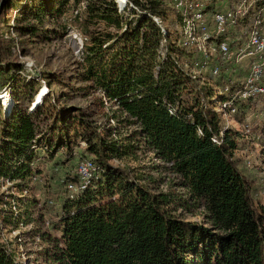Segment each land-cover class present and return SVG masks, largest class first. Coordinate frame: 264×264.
Here are the masks:
<instances>
[{
	"label": "trees",
	"instance_id": "16d2710c",
	"mask_svg": "<svg viewBox=\"0 0 264 264\" xmlns=\"http://www.w3.org/2000/svg\"><path fill=\"white\" fill-rule=\"evenodd\" d=\"M83 1L84 10L74 16L85 38L77 79L86 84L78 88L100 93L104 110L106 97L110 114L98 122L81 108H63L50 89L34 105L38 80L20 75L22 63L0 61V182L13 189L0 192V229L28 225L19 201L24 196L17 195L38 179V159L62 148L71 152L77 143L100 170L87 188L72 192L82 155L72 180L61 178L66 199L59 207H41L47 223L35 235L45 245L41 264H264V201L237 153L252 134L264 142V115L254 124L247 118L259 117L256 101H237L232 125H226L219 109L228 94L222 89L239 87L226 77L208 76L215 85L192 77L185 65L192 54L178 43L179 14L166 0H127L123 9L116 0L74 4ZM70 3L5 0L0 22L4 9L16 6L23 34L62 37L65 26L58 22ZM153 16L164 22L166 34ZM4 93L11 99L8 110ZM140 151L178 175L186 192H154L147 175L110 163ZM179 207L202 209L209 224L176 215ZM18 253L13 240L0 239V264H26Z\"/></svg>",
	"mask_w": 264,
	"mask_h": 264
},
{
	"label": "rangeland",
	"instance_id": "374dc122",
	"mask_svg": "<svg viewBox=\"0 0 264 264\" xmlns=\"http://www.w3.org/2000/svg\"><path fill=\"white\" fill-rule=\"evenodd\" d=\"M14 4H19V0H14ZM70 4L72 6L58 22L61 26H65L63 36L53 35L47 39L42 37L31 38L29 35L23 34L17 28L19 22L17 19L18 8L14 6L4 9L0 22V61L4 63L20 62L23 64L20 75L24 78L32 77L38 80L35 88L39 91L35 100L39 99L43 88H46L44 96L50 89L52 90L51 96L56 99L59 106L63 108H81L93 120L106 122V114H110L109 105L106 103L107 98L102 97L106 107L104 110L100 108L98 101V98H101L100 93L91 92V94H87L84 90L78 88L86 84L79 82L77 79V75L81 71L80 62L83 60L85 38L79 21H76L74 16L79 11L84 10L86 2L83 1L81 4L75 5L74 0H71ZM44 74H52L49 79L51 83L48 79L43 78ZM6 105L8 110L10 102L9 104L6 102ZM257 108V112L262 110V105ZM251 114L247 116L251 124L261 121L262 116L251 117ZM52 121V119H49L46 122L48 128ZM234 126L242 131L243 127L246 130L245 126L235 122ZM246 132L248 131L246 130ZM262 140L257 138L255 134L246 137V140L239 144L237 153L240 158L241 170L255 181L256 195L264 201V142ZM76 144L74 143V149L71 152H66V149L62 148L54 156L50 154L38 159L36 165V168L40 171L38 179L29 183L30 191L23 194L18 193L17 195L24 196L19 201L20 208L25 210L27 214L28 225L24 226L21 222L20 228L15 231H12L11 227L0 229V239L3 241L13 240L18 247L17 257L26 264H41L43 262L39 252L45 245L38 239V236H35L38 227L47 229V223H43L41 218L43 212L41 207L45 210L48 209L47 204L48 207L49 205L59 207L61 202L68 196L61 178L69 177L72 180L76 174L78 159L82 155L89 158L93 157L84 152V145ZM110 163L122 168L130 166L134 168L133 174L140 175L142 173L147 175L148 179L145 183L154 192H175L177 194L186 192L185 188L177 185L180 181L179 176L163 167L161 165L163 164L162 161H158L151 152L140 151L134 157L114 158L110 160ZM156 164H160L161 167L155 168ZM57 166L60 167L59 171H56ZM10 186L9 181L7 183L0 182V192L10 191L11 193L13 189H9ZM29 201L34 203L37 201V206L28 205L27 202ZM50 201H53V203H50ZM174 213L185 219L209 224V222H206L202 209L194 208L189 211L186 208L179 207ZM48 214L47 212L45 215V221L50 219ZM37 218H39V221H37ZM17 235L19 236L16 237Z\"/></svg>",
	"mask_w": 264,
	"mask_h": 264
},
{
	"label": "built area",
	"instance_id": "2783aa9c",
	"mask_svg": "<svg viewBox=\"0 0 264 264\" xmlns=\"http://www.w3.org/2000/svg\"><path fill=\"white\" fill-rule=\"evenodd\" d=\"M116 1L120 9L127 4V0ZM166 1L179 14L178 43L192 54L185 61L192 77L212 85L215 83L207 79L208 76L226 77L239 87L234 92L230 86L222 89L228 94L219 109L226 125H232L237 101L252 99L257 106H264V0ZM153 19L166 34L164 22L157 16ZM1 97L5 102L10 99L7 93ZM106 103L110 105L107 99ZM260 115H264V109L259 110L257 116ZM245 128L250 131L249 125ZM99 170L92 159L81 158L77 163L80 182L69 184L70 190L77 192L87 188Z\"/></svg>",
	"mask_w": 264,
	"mask_h": 264
},
{
	"label": "bare ground",
	"instance_id": "6f19581e",
	"mask_svg": "<svg viewBox=\"0 0 264 264\" xmlns=\"http://www.w3.org/2000/svg\"><path fill=\"white\" fill-rule=\"evenodd\" d=\"M120 1H121V0H120ZM42 90H43V91H42ZM42 90H41L42 93L39 95V96H40L39 99L36 100L35 105L38 104V103L41 101L42 96H44V93L46 92V88H43ZM6 102H7V104H9V101H8V100H7Z\"/></svg>",
	"mask_w": 264,
	"mask_h": 264
},
{
	"label": "water",
	"instance_id": "95a60500",
	"mask_svg": "<svg viewBox=\"0 0 264 264\" xmlns=\"http://www.w3.org/2000/svg\"><path fill=\"white\" fill-rule=\"evenodd\" d=\"M4 2H5V0H2L1 3H0V15H1V11H2V8H3Z\"/></svg>",
	"mask_w": 264,
	"mask_h": 264
}]
</instances>
